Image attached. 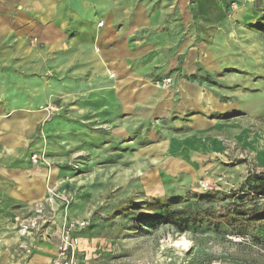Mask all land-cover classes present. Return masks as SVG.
Masks as SVG:
<instances>
[{"label": "rangeland", "instance_id": "obj_1", "mask_svg": "<svg viewBox=\"0 0 264 264\" xmlns=\"http://www.w3.org/2000/svg\"><path fill=\"white\" fill-rule=\"evenodd\" d=\"M109 45L129 71L179 49L162 73L170 85L208 76L216 127L182 131L149 111L111 119L102 87L114 77L98 60ZM0 95L20 102L5 120L42 113L19 142L44 172L41 200L11 216L20 238L23 221L39 240L45 225L83 219L82 264H264V224L242 236L224 220L200 217L183 232L160 220L164 207L229 206L247 170H264V0H0ZM253 203L264 198L243 205Z\"/></svg>", "mask_w": 264, "mask_h": 264}, {"label": "crops", "instance_id": "obj_2", "mask_svg": "<svg viewBox=\"0 0 264 264\" xmlns=\"http://www.w3.org/2000/svg\"><path fill=\"white\" fill-rule=\"evenodd\" d=\"M178 52L179 49H172L171 53L165 54L160 52L147 67L129 71L127 70L129 56L119 57L116 48L110 45L101 49L98 53V60L104 59V65L100 63L101 70L114 77L111 84L102 87L103 91H107L109 112L113 113L109 114L110 118L116 122V113L122 114L124 120L133 116L139 118L142 115L138 114L142 111H149L155 119H179L185 126L182 131L204 134L216 127L218 124L216 118L212 114L210 116V112L215 111L210 108L207 111L204 108V101L207 100H204V95L210 93L207 91L208 76L205 75L203 79L200 77L201 80L193 77L188 80L181 76L175 77L173 84L166 85V88L144 80L147 77H155L162 81L168 77V72L167 74L162 72L177 65ZM191 59L192 55L187 58L184 56L187 66L191 64ZM162 65H165V68ZM116 75L119 78H115ZM126 75L138 80L129 84ZM208 98L211 100V97ZM208 102L210 101L207 100L206 104ZM19 104L18 99H4V96L0 95V115L5 112L15 114ZM216 112L222 113L221 110ZM41 115V112H34L30 117L19 119L13 116L7 120L0 116V264H50L57 252L61 223L54 227L50 225L42 227L37 236L39 240H36L35 236H29L30 231L23 235L19 233L26 236L20 238L18 233L12 230L11 224V216L17 209L15 206L38 202L44 194L42 181L44 172L29 166V159H23L19 152L22 133L36 125ZM4 146L6 148L3 150ZM84 244L86 240L80 237L81 251L78 253L80 263L84 254L81 245L85 246Z\"/></svg>", "mask_w": 264, "mask_h": 264}, {"label": "trees", "instance_id": "obj_3", "mask_svg": "<svg viewBox=\"0 0 264 264\" xmlns=\"http://www.w3.org/2000/svg\"><path fill=\"white\" fill-rule=\"evenodd\" d=\"M237 202L222 207L220 210L212 206L193 207L182 205L179 207H164L160 212V220L170 223L177 231H185L190 224H195L200 217L224 220L232 234L245 236L252 234L254 227L264 224V205H243L246 198H264V170L248 169L238 190L233 192ZM137 221L138 217H133Z\"/></svg>", "mask_w": 264, "mask_h": 264}, {"label": "built area", "instance_id": "obj_4", "mask_svg": "<svg viewBox=\"0 0 264 264\" xmlns=\"http://www.w3.org/2000/svg\"><path fill=\"white\" fill-rule=\"evenodd\" d=\"M169 82L170 78L168 77L165 79L164 85H168ZM198 185L203 190L208 188L202 182H199ZM85 223L86 222L83 219H67L61 224L56 256L52 259L50 264H81L78 261L80 238L77 231L84 227ZM31 226H33L32 221H23V223L19 224L18 231L22 235L27 234L30 231Z\"/></svg>", "mask_w": 264, "mask_h": 264}]
</instances>
